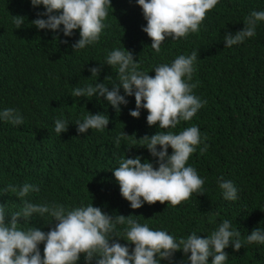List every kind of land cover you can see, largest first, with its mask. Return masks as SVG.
Returning a JSON list of instances; mask_svg holds the SVG:
<instances>
[{
	"label": "trees",
	"instance_id": "obj_1",
	"mask_svg": "<svg viewBox=\"0 0 264 264\" xmlns=\"http://www.w3.org/2000/svg\"><path fill=\"white\" fill-rule=\"evenodd\" d=\"M253 10L264 11V0H219L206 13L198 32L179 39L166 37L157 53L142 30L147 21L136 0H112L99 40L74 51L71 45L80 38L79 29L71 37L63 35V25L57 31L37 29L30 22L45 11L43 5L33 7L31 0H0V112L16 109L24 120L14 125L0 119V204L6 213L21 210L24 200L69 209L93 203L109 215H132L139 223L164 230L177 240L193 232L210 235L224 220L240 231L242 241L255 228L264 230V21L257 22L254 37L227 48L224 40L226 32L234 34L244 28L243 20ZM12 15L25 17L21 28L12 24ZM116 48L131 51L140 70L152 76L156 66L197 51L189 83L197 84L193 94L206 103L191 120L160 129L158 124H147L146 109H140L139 118L130 115L136 107L134 95L125 96L128 103L120 105V112L104 97L71 96L77 87L108 84L106 76L117 79V69L106 63L98 78L89 71L100 67ZM108 87L111 90L112 84ZM120 94L125 95L122 87ZM89 112L106 114L109 123L102 131L89 129L78 134L74 122ZM57 119L69 122L67 131L55 132ZM190 126L200 129L202 142L186 166L195 168L204 180L205 193H193L177 206L157 201L132 209L121 195L113 170L122 158L136 156L158 167L157 158L146 147L133 145L141 144L145 135L157 131L178 134ZM123 132L127 135L116 146L115 139ZM205 144L207 151L201 153ZM168 152L172 153L170 146ZM220 178L236 187L235 201L223 198ZM24 183L38 186L39 191L23 199L4 193L7 185ZM51 219L34 214L28 224L19 218L21 228L33 225L45 232L55 225V221L45 224ZM123 227L117 225V231ZM116 239L130 252L134 248L123 238ZM43 247L42 242L41 255ZM225 252L224 264H264V244H244L236 251L230 242ZM186 259L180 250L171 262L161 259L160 264H182ZM211 260L209 257V264ZM77 264H88L83 253ZM91 264H96L95 258Z\"/></svg>",
	"mask_w": 264,
	"mask_h": 264
},
{
	"label": "clouds",
	"instance_id": "obj_2",
	"mask_svg": "<svg viewBox=\"0 0 264 264\" xmlns=\"http://www.w3.org/2000/svg\"><path fill=\"white\" fill-rule=\"evenodd\" d=\"M147 21L142 30L151 38V47L158 53L166 37L179 39L190 32L199 31V26L205 19L206 13L212 10L219 0H136ZM33 7L43 5L45 11L38 12L37 18L30 23L37 29L57 31L63 25V35L71 37L73 30L79 29L80 38L71 46L73 50L83 49L97 42L108 16V8L112 0H31ZM58 13V14H57ZM42 17H47L42 18ZM244 28L226 32L225 48L243 42L246 38L254 37L258 21H264V11L253 10L245 17ZM12 24L16 29L24 25L25 17L12 15ZM67 43V41H64ZM198 52L190 55H179L171 64H160L154 68L155 75L140 70L138 61L134 60L131 51L116 48L110 51L106 61L100 67H91V77L100 75L103 64L117 69V79L106 76L112 84L111 90L105 82L77 87L71 96L104 97L120 112V105H127L125 96L135 98V109L130 115L139 118L140 109H146L149 126L157 125L160 129L176 128L181 120H191L206 101H201L193 94L195 83L192 80L194 63ZM187 77V80L184 78ZM121 87L125 95L120 94ZM90 113V112H89ZM0 119L21 125L24 120L16 109H4ZM77 133H86L89 129L103 130L109 123V117L103 113L88 114L82 120L74 122ZM68 121L55 120V132L60 134L68 129ZM126 133H121L115 139L116 146ZM140 146L146 147L152 157L157 158L158 167L141 157L122 158L113 175L118 181L123 198L130 202L132 209H138L146 202L149 205L157 201L161 204L168 202L172 206L179 205L189 199L193 193L204 194V180L195 168L186 166L196 146L202 142L200 129L190 126L178 134L171 131H157L151 136L140 138ZM207 140V136L203 137ZM157 146H160L159 149ZM169 146L172 153L169 154ZM132 147V146H131ZM208 145L200 148L207 151ZM219 187L223 190L225 200L235 201L237 189L231 181L220 178ZM39 187L24 183L22 186L9 184L4 193H13L23 199L30 192H38ZM262 210V209H261ZM264 211V210H262ZM43 220L45 215L52 219L45 224L55 221L49 231H42L36 226L21 228L23 223H29L33 215ZM24 218L21 223L19 218ZM117 225H123L117 231ZM239 230L232 229L231 222L224 220L219 226L205 237L193 232L178 240L164 230H153L147 224H141L132 215H109L93 203L66 208L62 204H35L24 200L19 211L6 213L0 204V264H77L83 253L85 261L91 264L93 258L96 264H160V260L172 261L174 254L182 250L186 260L182 264H224L228 258L225 249L230 242L238 251L244 244H264V230L259 227L252 230L246 240H241ZM134 244L129 251L126 244L118 239ZM43 242V255L39 245ZM190 253V256L187 255Z\"/></svg>",
	"mask_w": 264,
	"mask_h": 264
}]
</instances>
